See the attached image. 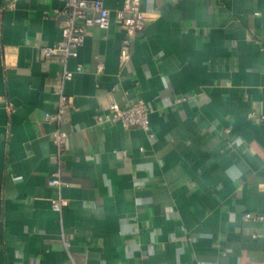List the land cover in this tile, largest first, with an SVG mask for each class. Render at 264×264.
I'll return each instance as SVG.
<instances>
[{"label":"crops","instance_id":"crops-1","mask_svg":"<svg viewBox=\"0 0 264 264\" xmlns=\"http://www.w3.org/2000/svg\"><path fill=\"white\" fill-rule=\"evenodd\" d=\"M66 1L0 0V264H264V222L244 220L264 216V123L249 118L264 114V0H141L125 63V0H102L109 28L66 65L60 192L44 115L65 65L42 45L63 39ZM112 99L144 100L154 136L97 125Z\"/></svg>","mask_w":264,"mask_h":264},{"label":"built area","instance_id":"built-area-1","mask_svg":"<svg viewBox=\"0 0 264 264\" xmlns=\"http://www.w3.org/2000/svg\"><path fill=\"white\" fill-rule=\"evenodd\" d=\"M60 14L66 16L63 26V39L53 46L42 45V52L46 58L59 57L65 68L57 86L59 95L58 107L55 113H46L44 121L55 127L51 134V139L56 147V152L52 158V172L48 181L49 186L55 187L60 192L68 186L64 181V156L67 150V135L62 131L63 124L68 119L71 108V99L66 95L65 85L72 80L74 73L67 69L66 65L70 59L79 56V49L84 45L85 39L91 27L108 29L110 26L112 13L102 0H67L64 9ZM115 17L120 26L125 30L126 36L122 42L120 58L125 63L130 58V47L144 30L146 17L141 10V0H125L121 9L117 10ZM103 68V64L99 65ZM82 67L79 65L77 70ZM152 108L144 101L138 100L125 108H122L115 99L110 100L106 112L96 115V124L105 126L108 124H121L125 129L140 128L151 132L150 115ZM249 118L258 119L264 123V114L252 112ZM52 209L62 214L65 201L61 194L51 200ZM244 220H257L264 222V216H254L251 213L244 215ZM66 247L69 243L65 242Z\"/></svg>","mask_w":264,"mask_h":264}]
</instances>
